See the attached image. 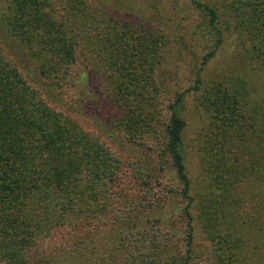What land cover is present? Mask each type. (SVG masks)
Wrapping results in <instances>:
<instances>
[{
    "label": "trees",
    "instance_id": "16d2710c",
    "mask_svg": "<svg viewBox=\"0 0 264 264\" xmlns=\"http://www.w3.org/2000/svg\"><path fill=\"white\" fill-rule=\"evenodd\" d=\"M4 1L7 28L52 61L35 72L47 82L31 84L0 53L1 264H188L193 217L214 264H250L253 241L264 232V94H255L253 84L236 75L195 78L196 106L206 119L195 139L203 189L192 196L183 94L160 100L162 34L99 14L104 4L90 12L70 4L59 14L50 0ZM189 2L213 34L202 65L231 29L241 35L240 43L245 37L243 52L264 74V0H225L224 30L217 27L212 5ZM81 42L111 67L107 100L117 116L106 129L126 138L118 150L42 97L71 88L77 95L82 71L71 68ZM165 205L173 222L181 223L174 227L177 238H169L160 221ZM252 217L260 218L255 226ZM96 224L116 225L120 232L106 239L92 238L96 231L80 235L82 228L96 230ZM246 238L248 254L242 250Z\"/></svg>",
    "mask_w": 264,
    "mask_h": 264
},
{
    "label": "rangeland",
    "instance_id": "374dc122",
    "mask_svg": "<svg viewBox=\"0 0 264 264\" xmlns=\"http://www.w3.org/2000/svg\"><path fill=\"white\" fill-rule=\"evenodd\" d=\"M199 1L212 5L217 10L219 14L217 27L224 30L227 25L225 21L228 14L225 9L222 11L221 3L223 4L225 0ZM50 2V5L59 14H63V11L66 12L70 4L82 12L85 11L84 9H86L85 12H90L93 6L101 11V6L104 4L105 6L99 14L107 16L113 14L117 18H126L132 24L141 26V29L155 28L162 34L165 41L162 50L163 62L156 72V76L161 83L162 97L160 100L163 103L178 93L182 92L181 94H183L181 115L186 123L184 132L186 151H184V157L191 184L190 195L201 194L204 179L195 139L198 128L206 117L196 106L198 91L192 88L198 74L211 79L221 77L222 74H218L223 73L224 75L229 74L230 77L234 75L241 77L248 83L253 84L255 94H264V74L256 68L254 61L249 59L246 55L247 52H243L245 49L242 47L246 49L248 47L245 37L243 36L244 40H242L245 43H240L239 36L241 35H236L231 29L225 32L223 41L217 47L215 54L206 64L202 65V57L211 49L213 34L205 27L201 12L195 9L189 0H86L87 6H84L79 0H50ZM81 7L83 8L80 9ZM96 13L98 12L94 11L92 14L99 16ZM6 14V2L0 0V53L3 58L15 66L29 82L36 81V83H40L42 80L47 82L45 77H36L35 72L37 73L38 69L43 70V65L51 62L52 59L39 46L25 44L19 38H16L5 25ZM98 26L101 27L102 22H99ZM89 48L88 44L79 43L77 47V66L73 67L74 69L71 68L72 71H75L79 66L82 71L81 76L77 77L79 85L77 95L74 97V91L71 88L72 92L66 89L63 93H57V90L54 89V94L48 92L50 93L48 95L45 91L42 93V97L47 104L70 115L84 130L97 132L100 135L99 138L113 141L117 145L115 149L118 150V146L120 147L119 141L127 143L126 138L120 131L115 133L113 130L110 133L106 129L111 119L117 116L112 100H107L109 98L107 81L112 75L111 67L99 62L95 55L89 51ZM200 66L203 70L200 69ZM30 71H34V73H30ZM110 130L112 131V129ZM107 134L110 137H107ZM159 163L162 164L163 160ZM127 185L133 188V183L130 182ZM190 208L193 207L190 206ZM149 209L146 208L145 210ZM163 209L162 213L164 214L161 213L160 221L164 222L166 226L165 233L169 235V238H177L176 228L174 227L181 225V223L173 222L169 206L165 205ZM191 210L193 211V209ZM250 211L249 213H251ZM259 220L260 218L255 219V217H252L250 221L254 224ZM96 225V230L82 228L79 232L80 235L88 237V234L90 236L96 231L92 238L106 239L111 238L110 235L113 231L120 232L116 225ZM191 225L193 230L188 264H214L208 241L194 217L191 219ZM252 226H255V224ZM181 230L179 229L178 232H181ZM59 235L56 238H62L61 234ZM255 238L256 241H253V243L257 245L255 248L251 247V251L256 250L250 264H264V232H260L258 237ZM245 245L248 247H243L242 250L245 251L244 254H248L247 238ZM43 246L49 245L44 244ZM184 249L185 246L182 250Z\"/></svg>",
    "mask_w": 264,
    "mask_h": 264
}]
</instances>
